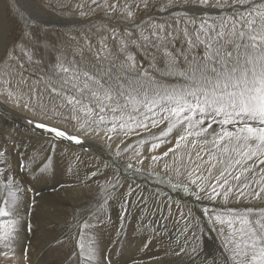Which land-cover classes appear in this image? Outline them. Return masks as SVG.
<instances>
[{
    "label": "snow or ice",
    "instance_id": "1",
    "mask_svg": "<svg viewBox=\"0 0 264 264\" xmlns=\"http://www.w3.org/2000/svg\"><path fill=\"white\" fill-rule=\"evenodd\" d=\"M77 7L81 16L103 13L104 23L70 36V54L62 50L48 65L32 47L14 44L0 59V97L37 117L28 123L49 138L80 145L99 137L109 149L119 140L115 155L127 154L128 169L200 202L224 264H264V0H88ZM150 9L146 19L139 15ZM164 13L167 19L154 18ZM146 144L152 153L172 146L146 157ZM24 191L0 172L6 247L19 235ZM179 216L181 234L202 233L190 210ZM192 238L199 242L196 232ZM78 252L92 264L95 251L84 239Z\"/></svg>",
    "mask_w": 264,
    "mask_h": 264
},
{
    "label": "rangeland",
    "instance_id": "2",
    "mask_svg": "<svg viewBox=\"0 0 264 264\" xmlns=\"http://www.w3.org/2000/svg\"><path fill=\"white\" fill-rule=\"evenodd\" d=\"M25 1L34 15H30L18 0H0V59L7 58L14 44L23 43L32 47L36 57L48 65L60 51L70 54L75 47L70 36H80L104 23L98 19L103 16L99 11L80 15L77 4L86 5L88 0ZM45 10L81 22L44 23L37 13L43 14ZM84 11H88L87 7ZM154 12L155 9H150L139 15L146 19ZM167 16L164 13L154 18L167 19ZM35 119L37 117L30 112L14 108L0 97V172L18 179L16 183L22 189L30 186L33 190L27 193L30 199L22 202L19 208L22 220L16 242L10 247L0 244V264L4 261L83 264L78 252L80 239L95 251L92 264H224L220 239L208 228L200 202L170 189L165 183H157L148 177L147 171L141 175L128 169L127 154L115 155L119 140L109 149L99 137H86L83 141L99 151L72 149L53 139L40 138L28 123ZM153 131L158 133L159 129ZM136 139L139 137L127 143ZM26 142L29 145L23 148L20 144ZM171 146L163 144L152 153L146 144L144 155L160 154ZM25 153L32 165H25L21 173V156ZM149 162L145 159L143 167L147 168ZM30 206L33 207L31 211ZM181 210L185 215L190 210L193 219L199 218L202 233L193 227L181 234L183 222L177 223ZM85 224L88 227L82 228ZM25 228L31 229L29 234L32 235L26 236ZM193 232L199 242L192 238Z\"/></svg>",
    "mask_w": 264,
    "mask_h": 264
},
{
    "label": "bare ground",
    "instance_id": "3",
    "mask_svg": "<svg viewBox=\"0 0 264 264\" xmlns=\"http://www.w3.org/2000/svg\"><path fill=\"white\" fill-rule=\"evenodd\" d=\"M30 1V0H29ZM18 2L21 4V6L25 9V10H27L29 13H30V15H34L35 13H34V11L33 10H31V8H30V6L29 5H27L28 3L25 1V0H18ZM40 8H42V7H40ZM43 9V8H42ZM47 12V13H46ZM37 15L38 16H40L41 18H42V22H44V23H54V24H73V23H77V22H81L80 20H77V19H73V18H66V17H60L58 14H55L54 12H50V11H48V10H45V13H43V14H38L37 13ZM36 16V15H35ZM41 138V137H40ZM39 138V139H40ZM33 138H28V140L29 141H33L32 140ZM34 139H37L36 137L34 138ZM32 143V142H31ZM7 147V146H6ZM7 152V151H6ZM6 155V154H5ZM4 157V156H3ZM17 183H18V179H16L15 180ZM74 192H77V191H74ZM24 194H26V195H23V197H22V202H24V201H26L27 202V200H29L30 199V196L29 195H27V191H26V193H24ZM66 199V198H65ZM60 202V201H59ZM21 205H23V204H21ZM9 259V258H8ZM1 261V260H0ZM25 262V261H24ZM4 264H8V263H6L5 261H4ZM11 264H15V263H13V262H11ZM18 264H20V263H18Z\"/></svg>",
    "mask_w": 264,
    "mask_h": 264
}]
</instances>
